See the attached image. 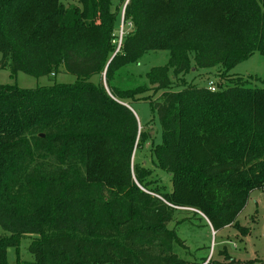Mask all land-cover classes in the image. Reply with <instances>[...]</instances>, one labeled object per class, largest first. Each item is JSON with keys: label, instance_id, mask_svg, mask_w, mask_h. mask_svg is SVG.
<instances>
[{"label": "trees", "instance_id": "1", "mask_svg": "<svg viewBox=\"0 0 264 264\" xmlns=\"http://www.w3.org/2000/svg\"><path fill=\"white\" fill-rule=\"evenodd\" d=\"M116 2L0 0V69L54 78L61 68L76 78L0 85V229L8 234L0 264L23 236H36L34 260L16 264H187L167 228L178 210L201 214L213 233H248L237 217L264 190V88L236 78L211 92L180 79L175 90L168 72L221 68L223 76L264 56V0ZM120 21L128 28L118 43ZM158 50L168 60L146 74L162 92L150 103L161 133L151 156L170 178L168 194L131 167L141 136L133 94L111 85L122 67Z\"/></svg>", "mask_w": 264, "mask_h": 264}, {"label": "rangeland", "instance_id": "2", "mask_svg": "<svg viewBox=\"0 0 264 264\" xmlns=\"http://www.w3.org/2000/svg\"><path fill=\"white\" fill-rule=\"evenodd\" d=\"M66 5L75 0H62ZM117 3L116 0H113ZM114 10V11H113ZM112 11L121 17L120 6ZM122 20V19H121ZM128 28V27H127ZM127 28L123 22L117 25L115 36L118 43L125 36ZM1 59V55H0ZM168 60V52L164 50L144 54L136 62L122 67L114 77L111 85L126 95L133 96L127 100L138 122L140 138L137 148L131 156V167L137 165L148 170V184L163 193L171 192V182L168 174L155 166L151 156V149L161 142L158 120L150 108V103L157 101L161 91L148 85L146 74L154 67H164ZM60 72L54 78H34L23 73L12 75L9 68L0 69V85L15 86L20 89H35L51 84L52 79L57 84H74L76 78ZM221 68L210 70H190L183 77L174 79L171 71L169 78L173 81V88L179 89L180 79L187 85L197 87L207 86L212 82L215 88H225L228 82L247 81L250 86L264 88V56L254 53L248 59L234 65L226 75L221 76ZM100 77L90 79L93 83ZM104 86L103 77H101ZM140 91L135 94V91ZM239 226L248 229L246 235H241L234 228L226 227L216 233L211 230L208 220L201 214L178 210L173 214V222L167 228L173 229L179 243L173 245L172 252L179 260L187 264H264V190L253 191L246 206L237 217ZM8 235L0 229V236ZM36 236H23L15 248L6 252L8 264L16 262H32L34 256L29 252V246Z\"/></svg>", "mask_w": 264, "mask_h": 264}, {"label": "built area", "instance_id": "3", "mask_svg": "<svg viewBox=\"0 0 264 264\" xmlns=\"http://www.w3.org/2000/svg\"><path fill=\"white\" fill-rule=\"evenodd\" d=\"M206 87L211 92L215 90V87H214V85H213L212 82H208ZM203 264H207V262L206 263H203Z\"/></svg>", "mask_w": 264, "mask_h": 264}, {"label": "crops", "instance_id": "4", "mask_svg": "<svg viewBox=\"0 0 264 264\" xmlns=\"http://www.w3.org/2000/svg\"><path fill=\"white\" fill-rule=\"evenodd\" d=\"M132 110V109H131Z\"/></svg>", "mask_w": 264, "mask_h": 264}, {"label": "water", "instance_id": "5", "mask_svg": "<svg viewBox=\"0 0 264 264\" xmlns=\"http://www.w3.org/2000/svg\"><path fill=\"white\" fill-rule=\"evenodd\" d=\"M41 136V135H40Z\"/></svg>", "mask_w": 264, "mask_h": 264}]
</instances>
